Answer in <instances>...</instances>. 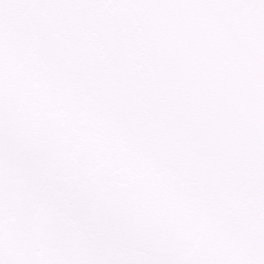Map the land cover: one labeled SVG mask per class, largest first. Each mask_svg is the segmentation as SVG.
<instances>
[{
  "label": "snow or ice",
  "instance_id": "1",
  "mask_svg": "<svg viewBox=\"0 0 264 264\" xmlns=\"http://www.w3.org/2000/svg\"><path fill=\"white\" fill-rule=\"evenodd\" d=\"M0 264H264V0H0Z\"/></svg>",
  "mask_w": 264,
  "mask_h": 264
}]
</instances>
